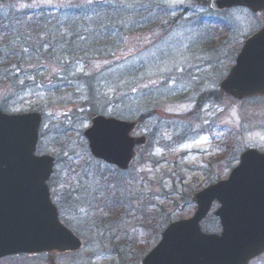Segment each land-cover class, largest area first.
Segmentation results:
<instances>
[{
	"label": "rangeland",
	"instance_id": "1",
	"mask_svg": "<svg viewBox=\"0 0 264 264\" xmlns=\"http://www.w3.org/2000/svg\"><path fill=\"white\" fill-rule=\"evenodd\" d=\"M210 1L0 0V15L48 8L64 28L74 25L66 33L91 44L66 70L79 97L57 100L41 88L6 102L11 114H42L37 153L56 158L51 197L83 249L0 264H142L170 223L193 217L196 193L227 180L245 151L264 152V98L218 96L262 15L212 12ZM88 83L101 90L99 114L138 122L134 135L149 140L125 174L90 154ZM217 209L202 223L205 233L220 234Z\"/></svg>",
	"mask_w": 264,
	"mask_h": 264
},
{
	"label": "water",
	"instance_id": "2",
	"mask_svg": "<svg viewBox=\"0 0 264 264\" xmlns=\"http://www.w3.org/2000/svg\"><path fill=\"white\" fill-rule=\"evenodd\" d=\"M97 5L107 0H93ZM212 11L245 8L263 13L264 0H212ZM223 93L236 101L264 96V26L249 38L236 65L221 83ZM85 130L91 155L127 171L136 148L147 144L134 138L136 123L97 114ZM42 115H7L0 111V260L12 256L69 253L83 242L60 221L48 182L55 157L37 156ZM193 218L171 224L143 264H249L264 254V153L248 150L228 180L209 186L193 198ZM220 208L222 233L206 234L201 223L213 203Z\"/></svg>",
	"mask_w": 264,
	"mask_h": 264
},
{
	"label": "trees",
	"instance_id": "3",
	"mask_svg": "<svg viewBox=\"0 0 264 264\" xmlns=\"http://www.w3.org/2000/svg\"><path fill=\"white\" fill-rule=\"evenodd\" d=\"M65 26L59 23V15L45 7L0 15V109L3 112L11 113L6 102L34 93L35 89L45 88L57 100L74 92L79 97L78 90L69 83L70 74L66 70L75 58L88 53L85 49L91 44L65 32H71L73 24ZM100 42L107 43L103 38ZM56 68L63 72L52 73ZM84 78L79 77L78 82L83 83ZM87 85L91 103L84 107L89 109V114H99L96 103L103 101L101 90L95 91L93 85Z\"/></svg>",
	"mask_w": 264,
	"mask_h": 264
},
{
	"label": "flooded vegetation",
	"instance_id": "4",
	"mask_svg": "<svg viewBox=\"0 0 264 264\" xmlns=\"http://www.w3.org/2000/svg\"><path fill=\"white\" fill-rule=\"evenodd\" d=\"M214 205H217V204H214ZM214 205H213V207H214ZM217 221L219 222V220L217 219ZM161 237H162V235H161ZM160 237V238H161ZM161 240V239H160ZM260 259V258H259ZM256 261V260H255ZM254 262V261H253ZM253 262H251L250 264H252Z\"/></svg>",
	"mask_w": 264,
	"mask_h": 264
}]
</instances>
